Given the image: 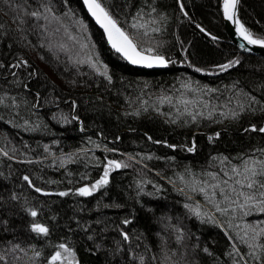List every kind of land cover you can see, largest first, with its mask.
<instances>
[{
	"label": "trees",
	"instance_id": "obj_1",
	"mask_svg": "<svg viewBox=\"0 0 264 264\" xmlns=\"http://www.w3.org/2000/svg\"><path fill=\"white\" fill-rule=\"evenodd\" d=\"M101 3L167 66H131L82 0H0V264L61 243L78 264H264V57L229 41L221 0ZM239 17L264 38V0ZM109 160L129 166L79 195Z\"/></svg>",
	"mask_w": 264,
	"mask_h": 264
},
{
	"label": "snow or ice",
	"instance_id": "obj_2",
	"mask_svg": "<svg viewBox=\"0 0 264 264\" xmlns=\"http://www.w3.org/2000/svg\"><path fill=\"white\" fill-rule=\"evenodd\" d=\"M84 4L86 5L88 11L91 13V15L95 18L97 23L101 25L107 32L108 40L112 44V47L119 53H122L123 56L129 60L132 64H139L144 65L147 67H153V66H167L169 61L163 56V55H154L152 54L154 52V49L149 47L145 49L144 51L138 50V46L136 43L133 42V39L129 36V34L118 25V22L116 19L113 18V16L110 14V12L103 6L101 3V0H83ZM240 3V0H223V15L225 18L229 21H232L234 24L237 25L236 31L237 33L245 40L249 45H260L264 47V38H256L251 30H249L244 23H242L238 18V5ZM181 9H183L184 5L183 3L180 4ZM45 11H50V9H45ZM154 11V9H153ZM31 16L39 18L42 13L33 11L30 13ZM187 15V13H185ZM139 16V13H138ZM132 28H144L145 25L139 22H135L131 25ZM203 31V29H201ZM154 31H158V29H154ZM212 39H216V37H212ZM241 48L244 47L243 44L240 45ZM148 53V54H145ZM24 63H27L26 61ZM239 60L230 61L228 64L220 65L219 68L221 70H226L230 67H232L234 64H238ZM95 66V65H93ZM199 71V69H198ZM103 75L107 76V73H102ZM109 80H111L110 76H107ZM238 114L232 113V116L235 118ZM193 119H195V116H193ZM252 130H256L253 126ZM259 131L264 133V127L259 128ZM219 133H217V136ZM211 139V137L209 138ZM171 147V146H170ZM193 148H188L187 151L191 152L193 151ZM4 155H7L5 152ZM128 164L121 163L116 160H109L107 161V164L105 165L103 175L100 179L96 180L94 184L91 186H85L82 188H79L77 192L81 196H90L93 194L94 191L99 190L100 188L106 186L109 183V175L110 170L113 169H119V168H126L128 167ZM234 171H236L234 169ZM245 172H250L251 176L255 177L258 173L255 168L249 169L245 167ZM259 175L264 176V161H261V170L259 172ZM23 179L25 181H28L31 184V181L28 176H24ZM249 188L253 187V183L249 182L247 185ZM261 188H264V183L261 184ZM195 190V189H194ZM200 192H204V188L198 189ZM35 191L40 192V188H36ZM223 191V189H221ZM61 196L68 195L67 192H61L59 193ZM261 196H264V192L260 193ZM15 198V197H13ZM252 197H246V201L251 199ZM261 204H264V201H261ZM185 207H189L188 205H185ZM241 207H244V205H241ZM219 211H226L224 209H219ZM191 211L197 215L201 216V212L199 210V207H196L194 209H191ZM260 211H264V206L260 207ZM31 216L35 217L37 215V212L34 210H30ZM211 219V218H210ZM214 222V221H213ZM124 224L131 223L130 220H124ZM32 231L38 233L47 235L49 233V229L39 223H33L31 226ZM179 231V230H178ZM121 235L123 236V239L127 241L129 239L127 232H122ZM91 239V237H89ZM178 240L182 239V236L177 237ZM59 249H63L64 252L69 253V255H74L71 249L68 248L66 244L61 243L59 246ZM205 251H207L205 249ZM36 256H39L40 253L36 252ZM62 259V254L60 251H56L55 254L51 256V262L52 264H55L56 261H59ZM140 264H143V257H140ZM155 259V257H153Z\"/></svg>",
	"mask_w": 264,
	"mask_h": 264
},
{
	"label": "water",
	"instance_id": "obj_3",
	"mask_svg": "<svg viewBox=\"0 0 264 264\" xmlns=\"http://www.w3.org/2000/svg\"><path fill=\"white\" fill-rule=\"evenodd\" d=\"M83 1V0H82ZM241 3V0H240ZM240 3L238 5V18L240 20L239 17V8H240ZM84 4V2H83ZM84 8L86 10V12L88 13V16L90 17V19L94 22V24L97 26V28L104 34L110 48L112 50H114L118 55H120L125 61H127L131 66L138 68V69H145V70H154L159 68L160 66H153V67H147L144 65H139V64H132L129 60H127L122 53L117 52L113 47L112 44L109 42L108 40V36H107V32L105 31V29L103 27H101V25L99 23H97V21L95 20V18L91 15V13L88 11L86 5L84 4ZM221 8H222V15H223V0H221ZM241 21V20H240ZM223 22H224V28H225V32L230 40V42L243 54H250V55H256V56H261L264 57V47L260 46V45H249L247 43V41H245L236 31L237 25L234 24L232 21H229L225 18V16L223 15ZM134 43H136L133 40ZM137 44V43H136ZM243 44L244 47L241 48L240 45ZM138 46V45H137ZM138 50L140 51H144L142 50L139 46H138ZM145 54H148L145 52ZM156 55V54H154ZM88 186V185H85ZM84 186V187H85ZM78 264V263H76Z\"/></svg>",
	"mask_w": 264,
	"mask_h": 264
},
{
	"label": "rangeland",
	"instance_id": "obj_4",
	"mask_svg": "<svg viewBox=\"0 0 264 264\" xmlns=\"http://www.w3.org/2000/svg\"><path fill=\"white\" fill-rule=\"evenodd\" d=\"M62 254V259L59 261H56L60 264H76V260L73 255H69V253L64 252L63 249L59 250Z\"/></svg>",
	"mask_w": 264,
	"mask_h": 264
},
{
	"label": "bare ground",
	"instance_id": "obj_5",
	"mask_svg": "<svg viewBox=\"0 0 264 264\" xmlns=\"http://www.w3.org/2000/svg\"><path fill=\"white\" fill-rule=\"evenodd\" d=\"M88 14V13H87ZM90 18V17H89ZM228 37V36H227ZM229 39V38H228ZM230 41V40H229Z\"/></svg>",
	"mask_w": 264,
	"mask_h": 264
}]
</instances>
